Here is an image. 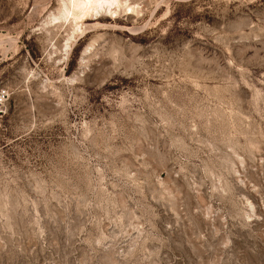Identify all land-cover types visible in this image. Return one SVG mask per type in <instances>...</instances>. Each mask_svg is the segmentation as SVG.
I'll return each mask as SVG.
<instances>
[{
    "label": "rangeland",
    "instance_id": "1",
    "mask_svg": "<svg viewBox=\"0 0 264 264\" xmlns=\"http://www.w3.org/2000/svg\"><path fill=\"white\" fill-rule=\"evenodd\" d=\"M66 1L0 0V264H264V0Z\"/></svg>",
    "mask_w": 264,
    "mask_h": 264
},
{
    "label": "bare ground",
    "instance_id": "2",
    "mask_svg": "<svg viewBox=\"0 0 264 264\" xmlns=\"http://www.w3.org/2000/svg\"><path fill=\"white\" fill-rule=\"evenodd\" d=\"M118 5H120V0H67L62 4L58 17L53 16V18L63 17L65 19L71 16L76 22L77 19L87 15L97 16L103 11L114 12Z\"/></svg>",
    "mask_w": 264,
    "mask_h": 264
},
{
    "label": "built area",
    "instance_id": "3",
    "mask_svg": "<svg viewBox=\"0 0 264 264\" xmlns=\"http://www.w3.org/2000/svg\"><path fill=\"white\" fill-rule=\"evenodd\" d=\"M2 96V95H1Z\"/></svg>",
    "mask_w": 264,
    "mask_h": 264
}]
</instances>
